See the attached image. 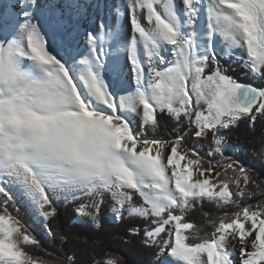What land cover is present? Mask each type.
I'll use <instances>...</instances> for the list:
<instances>
[{"label":"snow or ice","instance_id":"6c2138e0","mask_svg":"<svg viewBox=\"0 0 264 264\" xmlns=\"http://www.w3.org/2000/svg\"><path fill=\"white\" fill-rule=\"evenodd\" d=\"M258 119L264 0H0V264H37L33 225L74 246L40 264H93L77 251L102 244L100 264H128L104 220L155 249L149 264H264V172L227 143Z\"/></svg>","mask_w":264,"mask_h":264},{"label":"trees","instance_id":"16d2710c","mask_svg":"<svg viewBox=\"0 0 264 264\" xmlns=\"http://www.w3.org/2000/svg\"><path fill=\"white\" fill-rule=\"evenodd\" d=\"M227 62H231L230 58H225ZM234 71L231 73L235 77H239L242 82L255 83L248 76H246L245 69L240 67L238 63L233 64ZM173 123L165 122L162 125V130L160 133L155 135H161L167 137V132L164 131L165 128L173 127ZM152 135V133H148ZM264 141V120L258 119L255 124L250 128L247 123L242 122L240 126L233 130L228 135L227 143L231 145L240 144L243 150L237 152L233 157L234 159H239L247 167L254 168L256 173L264 172V157L260 155L261 143ZM206 146L208 150V142L200 141ZM227 154V153H226ZM264 178V177H262ZM108 209L105 208V213ZM203 211H207L211 216L222 215V212L216 208V205L212 202L205 201L203 204ZM20 214L24 221L31 224V217L26 213V211L21 208ZM189 218L197 224H202L204 222L203 212L197 209L189 214ZM59 223L62 225L63 230L68 232L71 236L72 233L78 232L81 229L75 223L73 213L70 207L61 206L59 209ZM105 233L103 234V241L111 243L115 252L123 255L128 261V264H149L153 259L152 253L155 251L153 248H148L142 245L139 238H131V243L124 244L118 237L122 235L125 225L110 223L108 220H104ZM57 222H53L51 227L53 231L56 230ZM35 229V234L40 239V247L36 246H26V251L33 257L37 264L41 261L47 260H58L71 259L69 254V248L74 247L71 241L65 245L60 241L59 237L56 239H50L43 236V232L39 225H33ZM210 231V229H209ZM88 249L84 253L77 251L76 259L88 262L91 261L93 264H100L102 259H106L102 255V249Z\"/></svg>","mask_w":264,"mask_h":264},{"label":"rangeland","instance_id":"374dc122","mask_svg":"<svg viewBox=\"0 0 264 264\" xmlns=\"http://www.w3.org/2000/svg\"><path fill=\"white\" fill-rule=\"evenodd\" d=\"M123 1L126 2V0H123ZM121 31H122L123 35H127V33H128V23H127V19L126 18H124V21H123V24H122V27H121ZM198 142L200 143V146L202 145V147L200 148L201 152L202 153L206 152L207 151L206 146L203 145L200 141H198ZM189 143H191V142L189 141Z\"/></svg>","mask_w":264,"mask_h":264},{"label":"bare ground","instance_id":"6f19581e","mask_svg":"<svg viewBox=\"0 0 264 264\" xmlns=\"http://www.w3.org/2000/svg\"><path fill=\"white\" fill-rule=\"evenodd\" d=\"M61 2H63V0H61ZM122 2H124V1L122 0ZM123 21H124V18H122L121 21H120L121 27H122ZM190 142L191 143H196L197 146H200V143L198 141L190 140Z\"/></svg>","mask_w":264,"mask_h":264},{"label":"water","instance_id":"95a60500","mask_svg":"<svg viewBox=\"0 0 264 264\" xmlns=\"http://www.w3.org/2000/svg\"><path fill=\"white\" fill-rule=\"evenodd\" d=\"M249 83H251V82H249Z\"/></svg>","mask_w":264,"mask_h":264}]
</instances>
